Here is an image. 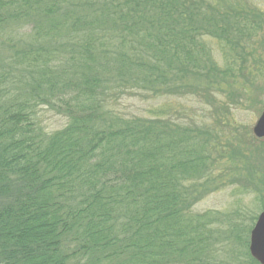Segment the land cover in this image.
Instances as JSON below:
<instances>
[{"label":"trees","instance_id":"obj_1","mask_svg":"<svg viewBox=\"0 0 264 264\" xmlns=\"http://www.w3.org/2000/svg\"><path fill=\"white\" fill-rule=\"evenodd\" d=\"M262 21L237 0H0V264H257L250 231L227 239L218 214L192 211L214 184L216 131L113 105H212ZM41 108L66 125L44 131Z\"/></svg>","mask_w":264,"mask_h":264},{"label":"rangeland","instance_id":"obj_2","mask_svg":"<svg viewBox=\"0 0 264 264\" xmlns=\"http://www.w3.org/2000/svg\"><path fill=\"white\" fill-rule=\"evenodd\" d=\"M237 1L248 3L264 20V0ZM209 43L215 60L223 67L216 44ZM249 48L244 75L236 73L235 84L215 94L217 102L212 105L207 104L203 95L201 98L193 95L122 96L113 105L117 114L126 117L152 118L157 115L155 111L162 108L165 118L179 117L184 123L204 122L216 131V136L210 139L211 163H208L214 184L195 203L192 211L218 214L220 221L214 223L217 225L214 227H221L219 230L227 239L230 238L228 230L233 231L232 226H239L244 233L250 231L264 210V138L256 139L252 133V127L264 110V21ZM37 122L49 133L62 129L67 120L41 108ZM219 245L218 259L229 261L233 242L223 241Z\"/></svg>","mask_w":264,"mask_h":264},{"label":"water","instance_id":"obj_3","mask_svg":"<svg viewBox=\"0 0 264 264\" xmlns=\"http://www.w3.org/2000/svg\"><path fill=\"white\" fill-rule=\"evenodd\" d=\"M252 133L256 138H264V112L257 119ZM248 252L258 264H264V210L257 216L249 234Z\"/></svg>","mask_w":264,"mask_h":264}]
</instances>
